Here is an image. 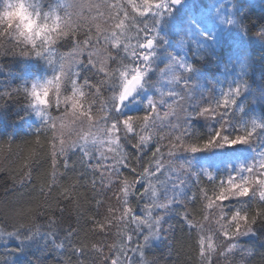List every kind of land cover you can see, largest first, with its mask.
Returning a JSON list of instances; mask_svg holds the SVG:
<instances>
[{
    "label": "trees",
    "instance_id": "1",
    "mask_svg": "<svg viewBox=\"0 0 264 264\" xmlns=\"http://www.w3.org/2000/svg\"><path fill=\"white\" fill-rule=\"evenodd\" d=\"M16 2L17 0H0V14L7 16ZM21 2L29 13L39 15L40 18L41 16L54 18L55 12L61 30L55 43L43 48L30 47V38L18 33L17 27L11 21H9L11 26L0 32V93H9V96L0 100V201L7 200L15 204L23 214L17 218L18 223L26 224L34 220L38 226L35 231L22 230L26 239L24 236L20 238L14 235L0 236V264H64L65 259L69 257L73 260L77 258L72 255V249L65 240L64 230L57 228L53 231L47 217L35 211L36 205L42 203L44 199L41 189L47 193V186L53 181L51 154L54 134L50 123L45 130L46 113L54 117L65 115L63 103L60 104L58 111L55 101L58 99L62 101L64 95H71V84L61 81L59 76L53 79V74L59 67L61 58L66 65H71L75 57L81 60L74 69L77 73L76 79L81 85L85 81L98 82L101 79L100 74L87 63L89 52H77L71 46L72 42L65 37L69 26L68 19L71 18L80 25L82 39L83 34L88 33L95 43L96 36L100 35L99 44L89 50L99 67L108 55L109 45L115 43V41L105 43L102 33L110 36L113 31H119L115 28V23L119 21L114 20L117 8L103 5L106 3L110 6H121L119 16L125 21L127 28L126 36L118 45L122 49L123 44L132 46L137 44L136 28L140 25H133L132 21L149 15L145 8L154 5L158 0H21ZM65 3L82 6L63 10ZM155 19L153 27L154 36L157 38L155 37L150 50L151 56L142 83L137 91L121 104L118 112H113L109 108L110 115L113 118L143 116L149 111L148 101L152 100L163 117L168 103L180 102L183 109L180 124L185 129L186 143L205 142L222 124L223 134L228 136L255 127L249 142L227 146L224 149L236 147L246 152H257L260 143L264 144V0H181L178 7H173L169 3L168 10H162ZM97 27L101 28V33H97ZM139 35L140 42H145L143 40L145 33L140 32ZM235 48L241 50L243 54L234 56ZM37 52L40 55H37ZM49 56L57 61V65L51 64L54 68L52 73L47 67ZM120 59H124L123 55ZM183 59L186 60L185 64ZM225 61L228 63L226 66ZM187 63L191 66L190 70H186ZM235 63L242 72L237 73V76L232 74L233 79L223 80L230 67L235 68ZM38 75L41 85L51 80V83L47 84L49 92L43 103L37 102L31 93L22 91L31 90L32 78ZM34 84L37 85L35 82ZM118 84L119 81L104 84L102 95L111 97ZM238 85H242L243 90L235 98L236 103L231 110L220 113L217 119L197 115L202 106L214 105L226 92H230ZM35 90L38 92L40 89ZM83 90L88 91L87 88ZM255 94H260L258 100H262V105L260 103L258 107L253 106ZM127 103H130L132 108L127 112L121 111ZM39 107L42 109L41 113ZM88 107L89 105L82 104L79 98L72 101L68 117L66 116L63 122L57 121L56 127L59 128L63 123L66 130L63 137L59 132L55 133L57 137L55 143L58 144L61 138L74 140L79 132L86 130L85 136L88 137L90 146L98 145L103 152L114 151L112 145L116 141L111 130L105 133L102 114L89 115L84 110ZM253 108V123H247L245 120L250 117L248 112ZM75 113L79 115H76L75 119L71 118ZM170 119L174 121L175 118ZM257 125L259 127H256ZM158 128L162 130V135L169 134L168 121L158 124ZM37 129H41L39 135L36 133ZM168 143L167 140L163 141L164 145ZM125 147L135 155L138 163L144 162L147 166L156 145L154 142L149 143L141 151L132 149L127 144ZM203 151L201 149L195 152H199L197 155L186 150H178L167 157V148H164L165 159H169L171 165L163 166L159 177L158 200L166 202V206L163 209L152 210L153 218L160 216L155 236H148V239L144 240L143 237L148 235V229L141 228L137 232L136 239L144 245L141 250L142 257L136 253L137 260L147 259L148 264H199L200 250L198 247L194 249L188 242L191 229L182 217L186 209L194 207L190 209L194 219L203 220V216L198 214L199 189L202 186H211L206 183L208 172L204 171L206 163L201 158ZM206 155L211 156L210 151ZM206 155L204 154L203 158L210 159ZM81 157V151L72 148L67 150L64 160L61 158L58 161L56 180L61 190L65 186L75 184L77 179L83 181L91 175L89 158L85 157L82 160ZM198 159L201 164L199 167L193 169L188 167L187 161L194 162ZM92 163L95 164L96 161L93 160ZM224 163H229V160H225ZM221 165L223 166V161ZM173 169L182 171L179 179L170 176ZM225 171V176L218 173L211 175L212 183L223 181L231 172L233 175L240 173L234 171L233 165L226 167ZM28 173L31 174V182L21 187L19 181ZM77 191L83 196V189ZM211 194L209 192V195ZM132 200L137 213L143 214V205L147 201L138 197H132ZM81 204L89 209L88 215L97 211L94 203L89 205L83 198ZM107 204L108 201H105V207L98 210L101 220L107 214ZM256 204V198L249 194L247 197L225 201L224 210L230 212L241 208L252 209ZM5 221L7 217L0 213V223ZM216 227L218 225L213 220L206 229L207 234L211 235L209 229ZM110 232L111 235L100 236L90 233L88 238L91 242L104 240L107 245L118 243L116 229L112 228ZM234 243L241 250L248 249L254 254L255 259L251 264H260V259L264 256V222L258 221L254 225L253 233L238 236ZM130 247H137L135 237ZM104 255H109L107 247L104 248ZM112 255L115 256L116 253L113 252ZM127 255L132 256L133 253L129 250ZM79 259L91 260L92 257L84 253L80 254ZM237 264L240 262L237 261Z\"/></svg>",
    "mask_w": 264,
    "mask_h": 264
},
{
    "label": "snow or ice",
    "instance_id": "2",
    "mask_svg": "<svg viewBox=\"0 0 264 264\" xmlns=\"http://www.w3.org/2000/svg\"><path fill=\"white\" fill-rule=\"evenodd\" d=\"M181 0H158L154 5L145 8L150 14L143 16V19H133V25H140L136 28L137 44L135 46L123 44L119 47L123 38L127 34L125 21L120 19L119 11L122 10L119 5H103L104 7H116L117 15L114 17L115 28L119 31H113L109 36L104 35L105 43H111L107 49L108 55L104 62L97 67V62L93 59L90 49H94L100 42V35L96 36V42H93L92 36L88 33L83 34V39L80 35V25L75 20L68 19V29L65 37L72 42V47L79 53L89 52L87 63L91 65L101 79L98 82L85 81L83 85L76 79L77 73L74 71L75 66L81 60L73 57L71 65H66L62 58L59 62V67L53 74V79L59 76L61 81L71 84V95H64L63 100L55 101L57 110L61 103L64 105L65 115L54 117L47 115L44 121L45 130L51 124L53 132V151L51 154L53 161V181L48 187L47 193L41 189V194L44 196L43 202L36 205V210L45 215L48 219L50 228L55 231L57 228L64 230L65 240L72 249V255L77 257L73 260L71 257L65 259L64 264H148V260L141 258L137 260L136 253L142 257L143 244L136 239L137 232L141 228L148 229V235H145L144 240L148 236L157 234L160 216L153 218L152 210L159 208L163 209L166 202L158 200V192L160 188L159 177L162 174L163 166L171 165L169 159H165L164 148H167V157L178 150H186L195 153L201 149L209 147H221L224 145H235L247 143L251 140L254 128H248L241 133L228 136L223 134V124L218 128L212 136L205 142L186 143L185 129L180 124V118L183 115V109L180 102L168 103L163 117L160 116L158 107L152 100L148 101L149 111L143 116H127L123 118H113L109 113V108L113 112H118L121 104L130 97L136 89L141 85L145 76L146 65L150 59L152 49L151 42L154 41V27L156 16L162 10H168V4H179ZM82 5H72L65 3L63 10L68 8H77ZM147 9V10H146ZM143 15V14H142ZM127 17V13H125ZM110 19H113L110 17ZM75 27H72V25ZM91 31V28L89 29ZM101 28L97 27V33H101ZM140 32L145 33L143 40L140 42ZM40 55L39 52L36 53ZM123 55L124 59H120ZM49 63H55L49 56ZM190 65L186 70H190ZM132 78L136 83L122 95L125 82ZM119 81L117 90L111 97L102 95L103 85L106 83H116ZM51 80L40 87L47 86ZM65 83V84H66ZM37 87L32 85V89H22L23 93H31ZM87 88L85 92L83 89ZM243 90L242 85H238L226 92L214 105H205L199 109L197 115L211 116L227 112L232 109L238 97ZM16 90L14 89L13 92ZM9 96V93H0V100L3 97ZM71 98V99H69ZM80 99L82 104L87 103L88 108L84 110L89 115L102 114V123L105 133L111 130L116 143L112 145L114 151H100L98 145H89L88 137L85 136V131L82 130L77 134V138L69 141L61 138L59 143H55L57 137L55 133L59 132L63 137L65 133V125L61 123L57 128V121L63 122L65 117H68V110L72 107V101ZM51 104L53 102H50ZM48 105V108L50 106ZM97 104L99 108H97ZM39 115V113H37ZM75 113L71 118L75 119ZM170 118H175L174 121ZM164 121L169 122V134L162 135V130L158 128V124ZM99 123V122H97ZM256 127H259L257 125ZM41 129H37L39 135ZM167 140V145L163 141ZM154 142L156 147L152 150L151 158L148 160L147 166L145 163H138L134 154L130 153L125 144L137 151L143 150L145 145ZM76 148L82 153V160L88 157V165L91 175L83 181L77 179V182L70 186H65L61 190L57 185V169L58 161L66 156L69 149ZM99 153V155H97ZM95 160L96 163H92ZM64 167L66 165L64 164ZM178 167V166H177ZM207 184L211 186H202L199 189V215L203 216V220H195L192 211L194 207L186 209L182 219L191 229V235L188 242L191 246L199 248L200 259L199 264H251L255 259L248 249L241 250L234 240L240 235L253 233L254 225L258 221L264 222V156L253 164L241 169L240 173L232 175L219 183H212L210 173ZM31 182V174L28 173L22 176L19 183L21 187H25L26 183ZM77 189H83V196ZM209 192L212 194L209 195ZM251 194L257 200V204L252 209H237L230 212H225V201L236 197H247ZM132 197H138L140 200H146L143 205V214L136 211ZM86 200L89 205L94 203L97 211L92 215H88V208L81 204V199ZM115 201L114 203L112 201ZM107 204V214L104 219H99V209ZM0 213L7 217V221L0 223V236H16L20 238L24 236L22 230L35 231L37 225L34 220L29 223H18L17 218L22 217V213L16 208L15 204L4 200L0 201ZM58 213V215H57ZM207 213V214H205ZM218 225L216 228L209 229L211 235L207 234L206 226L212 221ZM8 221H11L9 223ZM116 229V239L112 245H107L104 240L91 242L88 234L95 236L111 235L110 230ZM99 229V231H98ZM106 229L108 231H106ZM83 233V236H82ZM133 237L137 242V247L131 248ZM206 245V246H205ZM60 247V245H58ZM108 248L109 255H104V248ZM131 251L132 256H128L127 252ZM116 255L113 256L112 253ZM88 254L92 257L89 259H79L80 254ZM260 264H264V256L260 259Z\"/></svg>",
    "mask_w": 264,
    "mask_h": 264
},
{
    "label": "rangeland",
    "instance_id": "3",
    "mask_svg": "<svg viewBox=\"0 0 264 264\" xmlns=\"http://www.w3.org/2000/svg\"><path fill=\"white\" fill-rule=\"evenodd\" d=\"M54 17H56L55 12H54ZM43 18L44 17L41 16V19H43ZM155 35H157V34L155 33ZM153 43H154V41L151 42V44H153ZM242 54H243V52L241 50H237L235 48L234 56H241ZM183 61H184V64H185L186 60L183 59ZM187 65L189 66L188 63H187ZM234 65H235V68L230 67V70H228L227 74H225L223 76V80L226 79V81H227V78L233 79L232 74H235L237 76V73H241L242 72L241 68L239 66H237L236 63ZM47 67L50 69L51 73L54 71V68L51 67L50 63L47 65ZM39 77H40V75H38L37 77L35 76V78H32V80H33L32 83L33 84H34V82L37 83L36 89H40L41 88L40 85L42 84V82H40L41 79H38ZM225 82L223 83V85L225 84ZM259 95L260 94H257V95L255 94L254 97H255L256 100H258L260 98ZM256 100H254L253 102H255ZM131 108H132V105L130 103H127V104H125L122 107L121 111L127 112ZM39 112L40 113L42 112L41 108L39 109ZM253 118H254V116H252L251 120H250L252 123H253ZM246 120H245V122H247ZM227 146H229V145H224V146H221V147H215V148H209V149H202L204 151H203V153L201 155V158L206 163V166H204V168H205L204 171L205 172L207 171L211 175L218 173L219 175L225 176L226 175V171H225L226 167H228L229 165H233L234 166V171L235 172H240L241 169L253 164L256 160H259L261 158V156H264V144H262V143H260L259 150L257 152L253 151V153L252 152H246V151H243V150L235 152L233 148L224 149V147H227ZM208 151H210V154H211L212 157L210 155H206V153ZM228 151H231V152L229 153ZM232 151H234V152H232ZM221 152H223V154H220ZM198 153H193V154H197L198 155ZM204 154L206 156L210 157V159L207 157L208 160H205V158H203ZM225 160H229V163L225 164L224 163ZM222 161H223V166L221 165ZM187 162H188V165H189L188 167H192V169L195 168V167H199V165H201L199 159L194 161V162H190V161H187ZM181 174H182V171L180 169H173L170 172V176H172V177H174L176 179H179V176ZM232 175H233V173L231 172L229 176H232Z\"/></svg>",
    "mask_w": 264,
    "mask_h": 264
},
{
    "label": "clouds",
    "instance_id": "4",
    "mask_svg": "<svg viewBox=\"0 0 264 264\" xmlns=\"http://www.w3.org/2000/svg\"><path fill=\"white\" fill-rule=\"evenodd\" d=\"M9 21L18 29V33H22L24 37L30 38V47H47L55 43L57 36L60 34L61 25L59 18H43L39 15H33L24 7L21 0L11 7L7 16L0 14V32L10 27ZM48 85L40 88L37 92L33 90L31 94L36 98L37 102L43 103L45 96L48 94Z\"/></svg>",
    "mask_w": 264,
    "mask_h": 264
},
{
    "label": "bare ground",
    "instance_id": "5",
    "mask_svg": "<svg viewBox=\"0 0 264 264\" xmlns=\"http://www.w3.org/2000/svg\"><path fill=\"white\" fill-rule=\"evenodd\" d=\"M228 63L225 61V66L227 65ZM260 103H261V105H262V100L260 101V100H256V102H254V106L255 107H258L259 105H260ZM253 111H254V108L253 109H251L248 113L250 114V117L249 118H247V122L248 123H250L251 121V117L253 116ZM219 116H220V114H218V115H216L215 117H213L214 119H217V118H219ZM233 149H234V151L235 152H238V151H240L239 149H237L236 147H233ZM208 225H210V224H208ZM208 225L206 226V229H207V227H208Z\"/></svg>",
    "mask_w": 264,
    "mask_h": 264
},
{
    "label": "water",
    "instance_id": "6",
    "mask_svg": "<svg viewBox=\"0 0 264 264\" xmlns=\"http://www.w3.org/2000/svg\"><path fill=\"white\" fill-rule=\"evenodd\" d=\"M174 6H177V4H175ZM136 83V81L134 80V79H130L129 81H128V83L126 84V86L124 87V90H123V92H122V95L123 94H126L127 92H128V90L134 85ZM133 95V94H132ZM131 95V96H132ZM130 96V97H131ZM129 98V97H128ZM127 98V99H128Z\"/></svg>",
    "mask_w": 264,
    "mask_h": 264
}]
</instances>
